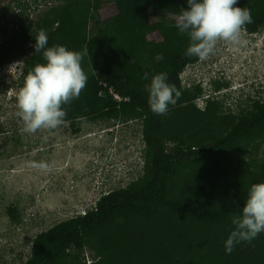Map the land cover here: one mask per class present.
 Returning a JSON list of instances; mask_svg holds the SVG:
<instances>
[{
    "label": "rangeland",
    "instance_id": "1",
    "mask_svg": "<svg viewBox=\"0 0 264 264\" xmlns=\"http://www.w3.org/2000/svg\"><path fill=\"white\" fill-rule=\"evenodd\" d=\"M58 2L0 0V15L9 21L2 24L12 30L20 3L35 19ZM114 14L115 0H102L101 18ZM148 21L175 24L172 17L151 10ZM244 35L249 41L246 49L237 51L221 42L207 60L181 72L178 89L187 99L170 106L164 116L161 136L166 150L180 140L196 145L200 132L213 141L241 115L250 114L254 101H264V33L255 36L245 30ZM147 40L156 43L163 38L150 31ZM25 57L14 56L0 65V264H25L40 233L89 211L110 191L136 186L148 165L145 118L131 113L83 117L76 128L64 122L56 130L23 133L16 96ZM153 62L144 59L141 66L144 91L150 79L142 77L145 72L154 76ZM190 106L200 113L211 106L212 112L198 121L189 109L183 112ZM174 108L181 110L172 113ZM191 118L199 123L197 131L189 126ZM42 160L52 165L51 171L29 167L30 161ZM194 167L169 183L168 198L216 208L242 189L264 183V127ZM241 212L234 210L227 220L211 224L159 207L149 219L130 216L113 222L86 238L83 247H70L69 255L55 264H264V233L251 243L237 244L231 254L225 251L234 230L231 217Z\"/></svg>",
    "mask_w": 264,
    "mask_h": 264
},
{
    "label": "trees",
    "instance_id": "2",
    "mask_svg": "<svg viewBox=\"0 0 264 264\" xmlns=\"http://www.w3.org/2000/svg\"><path fill=\"white\" fill-rule=\"evenodd\" d=\"M101 4L102 0H59L44 14L30 19L27 7L20 3L18 8L21 10L16 12L18 19L10 24L11 31L5 26L7 24H2L9 22L4 13L0 15V65L14 56L26 54L21 70L22 86L27 73L36 64L45 63L42 52L35 53L34 49L35 37L41 29L48 36L47 47L63 45L80 52L87 49L82 60L83 71L88 76L86 88L78 99L62 106L67 112L64 122L71 123V127L76 128V122L83 117L106 119L131 113L145 118L148 165L144 179L134 187L108 192L89 211L40 233L34 240L32 257L25 264H55L69 255L70 247H83L86 238L113 222L130 216L149 219L159 207L182 211L196 221L219 224L234 210L243 208L250 190L242 189L216 208L172 200L167 196L169 183L181 173L194 169L222 149L264 127V101L257 100L253 102L250 114L241 115L217 139L205 140L204 133L200 132V142L196 145L180 140L171 150H166L161 136L165 117L150 110L148 96L140 84L143 60H154V75L167 72L168 82L177 88L181 84V72L200 60L185 55L189 37L180 35L175 24H151L148 13L156 11L175 21L180 9L188 8L187 0H115L116 14L106 19L101 18ZM236 6L251 10L254 23L246 26L249 32L264 31V0H238ZM150 31L158 32L163 40L148 42ZM112 92L121 100H117ZM184 99L187 96L182 93L179 101ZM210 107L203 113L192 106L182 109L183 112L189 109L199 121L209 118ZM177 108L172 109V113L181 110ZM198 121L192 122L191 118L189 126L194 127L192 130L200 129Z\"/></svg>",
    "mask_w": 264,
    "mask_h": 264
},
{
    "label": "clouds",
    "instance_id": "3",
    "mask_svg": "<svg viewBox=\"0 0 264 264\" xmlns=\"http://www.w3.org/2000/svg\"><path fill=\"white\" fill-rule=\"evenodd\" d=\"M187 4L188 8H181L175 18L179 34L189 37L187 57L205 61L215 53L221 42L237 51L248 47L249 41L244 33L246 26L254 20L250 9L236 6L238 0H187ZM249 33L257 36L264 31ZM35 40V53L42 52L45 63L36 64L27 73L16 96L17 116L23 121L21 131L29 135L41 129L51 131L62 126L67 115L62 106L78 99L88 81L82 68L87 49L80 52L63 45L47 47L48 36L43 29ZM142 78L146 81L150 79V83L145 84L150 110L166 116L170 106H176L182 92L168 82L167 72L154 76L145 72ZM29 167L44 172L52 169V165L43 160L30 161ZM231 224L234 230L225 241L227 254H231L237 244L251 243L264 233V183H255L250 187L241 214H234Z\"/></svg>",
    "mask_w": 264,
    "mask_h": 264
},
{
    "label": "built area",
    "instance_id": "4",
    "mask_svg": "<svg viewBox=\"0 0 264 264\" xmlns=\"http://www.w3.org/2000/svg\"><path fill=\"white\" fill-rule=\"evenodd\" d=\"M112 94H113V92H112ZM114 95V97L117 99V100H121V98L118 96V95H115V94H113Z\"/></svg>",
    "mask_w": 264,
    "mask_h": 264
}]
</instances>
